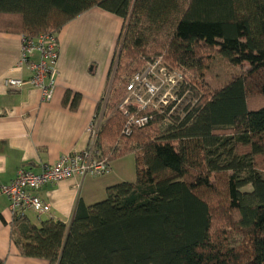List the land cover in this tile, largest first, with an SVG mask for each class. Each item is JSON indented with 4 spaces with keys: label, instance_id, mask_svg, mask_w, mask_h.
Here are the masks:
<instances>
[{
    "label": "trees",
    "instance_id": "trees-1",
    "mask_svg": "<svg viewBox=\"0 0 264 264\" xmlns=\"http://www.w3.org/2000/svg\"><path fill=\"white\" fill-rule=\"evenodd\" d=\"M93 7L124 21L108 76L120 50L113 114L95 146L109 163L134 154L136 180L78 201L69 223L14 217L13 244L49 264H264V0H0V31L58 35ZM214 54L250 67L201 96L185 78L179 95L194 90L198 103L184 116L170 103L122 134L119 82L157 58L203 78ZM80 98L64 101L76 109Z\"/></svg>",
    "mask_w": 264,
    "mask_h": 264
},
{
    "label": "crops",
    "instance_id": "crops-1",
    "mask_svg": "<svg viewBox=\"0 0 264 264\" xmlns=\"http://www.w3.org/2000/svg\"><path fill=\"white\" fill-rule=\"evenodd\" d=\"M124 21L115 14L93 7L70 20L58 34L56 90L44 101L36 87H8L6 79H28L26 66L19 67L22 34L0 31V187L11 182L20 168L40 171L42 163H54L63 154L83 151L91 141L90 127L96 123L97 106L105 99L109 71ZM33 59L37 60L35 54ZM67 91L79 93L76 109ZM72 98V97H71ZM136 180L134 154L114 160L100 176H75L37 190L52 207V216L26 218L35 225L53 218L69 223L78 201L92 205L106 198L110 185ZM9 199L0 192V258L4 264H49L42 258L20 254L12 242Z\"/></svg>",
    "mask_w": 264,
    "mask_h": 264
},
{
    "label": "built area",
    "instance_id": "built-area-1",
    "mask_svg": "<svg viewBox=\"0 0 264 264\" xmlns=\"http://www.w3.org/2000/svg\"><path fill=\"white\" fill-rule=\"evenodd\" d=\"M58 51L56 34L41 33L37 37L22 35L18 65L26 66L31 76L28 79L8 78L6 85L21 88L30 84L41 91L44 101H50L56 90ZM35 54L38 55L37 60L33 59ZM169 73L162 58H157L148 61L130 77L125 86V95L117 106L127 116L124 135H130L133 128L145 126L153 118V111L163 112L171 103L173 95L169 91L162 92L166 83L174 81ZM98 132L96 124L90 127L91 141L83 151L63 154L54 163H42L38 172L22 167L11 182L1 185L0 192L9 199L13 217H26L27 211L34 212L39 218L52 216L51 205L37 194V190L75 176H100L107 173L111 163L101 157L96 149Z\"/></svg>",
    "mask_w": 264,
    "mask_h": 264
},
{
    "label": "rangeland",
    "instance_id": "rangeland-1",
    "mask_svg": "<svg viewBox=\"0 0 264 264\" xmlns=\"http://www.w3.org/2000/svg\"><path fill=\"white\" fill-rule=\"evenodd\" d=\"M119 55H120V50H118V54L116 56L107 95L104 99L103 104L100 107L101 109L96 119L95 124L99 130L98 135L101 132V129L105 124L106 120L113 114L112 110L110 109L109 103L107 104L106 102L111 93V86L116 74ZM208 65L209 66L207 67L206 73L203 78H198L192 72L186 71L182 68H177L172 71L169 70L170 72L169 75L170 77L173 78L174 81L168 82V84L166 83V85L162 89V92L164 93L169 91L173 95L174 98L171 99L170 101L171 103L172 102L174 103L171 109V113L174 116H184L186 112L185 108L187 106L190 105L192 107L198 103V97H195L194 90L193 91L186 90L182 95H179V92L182 89L185 78L188 79L189 82L192 81L193 84L198 87L199 96H201L203 95L204 92H211L214 89L221 86L234 73L244 72L250 67V64L248 62H243L242 64H238V65H232L227 61H225L223 58H221L218 54H214L213 56H211ZM130 75H131L130 73L122 74L123 78L130 77ZM126 82L127 81L124 80L123 82H119L118 85L116 86L117 88L116 93L120 94L121 100L125 95L124 90H125ZM262 102L264 104V99H262ZM116 109L117 107L114 109V111ZM245 189L250 190L251 186H248Z\"/></svg>",
    "mask_w": 264,
    "mask_h": 264
}]
</instances>
